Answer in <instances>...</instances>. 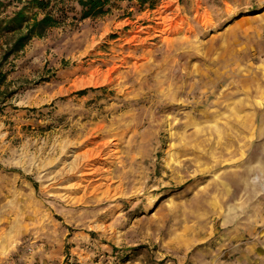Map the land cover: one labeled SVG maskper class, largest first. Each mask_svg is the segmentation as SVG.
<instances>
[{"label": "rangeland", "instance_id": "1", "mask_svg": "<svg viewBox=\"0 0 264 264\" xmlns=\"http://www.w3.org/2000/svg\"><path fill=\"white\" fill-rule=\"evenodd\" d=\"M68 5L3 66L0 264H264V0ZM101 140L118 170L73 191Z\"/></svg>", "mask_w": 264, "mask_h": 264}, {"label": "trees", "instance_id": "2", "mask_svg": "<svg viewBox=\"0 0 264 264\" xmlns=\"http://www.w3.org/2000/svg\"><path fill=\"white\" fill-rule=\"evenodd\" d=\"M112 0H15V10L10 16L5 13L6 4L0 1V36L10 35L11 41L0 49V89L6 85L8 71L3 69L8 59L19 52L34 38L40 39L49 29L61 24L64 16L72 11L69 2L79 7V21L95 19L105 15ZM141 8L154 9L160 0H136ZM87 90L78 92L85 95ZM0 90V114L5 107Z\"/></svg>", "mask_w": 264, "mask_h": 264}, {"label": "bare ground", "instance_id": "3", "mask_svg": "<svg viewBox=\"0 0 264 264\" xmlns=\"http://www.w3.org/2000/svg\"><path fill=\"white\" fill-rule=\"evenodd\" d=\"M163 14L164 12H163V6H162L157 10L156 20L158 21L156 22V25L163 26L167 23L168 17L164 16ZM106 81L107 79L99 77L98 71L96 70L95 72L90 74V76L87 79L79 80V82H77L75 85L76 87H80V88H84L86 86L97 87L105 83ZM121 108H124V105ZM82 133L83 131L79 130L77 133L78 137H80ZM101 137H104L102 133L101 134H89L88 136L84 137L81 141L75 142L74 144H79V147H83V146H86L92 143V140L96 138H101ZM112 143L113 142L111 140H101L93 148L86 149L83 152L76 154L73 157L74 165H71V167H69L68 171L66 172L67 174L64 178L66 182L77 180V182L72 185V188H75L73 189V191H76L77 188L82 185V183L88 180L89 179L88 177L97 175L98 171L97 169H95L96 165H102V166L110 165L112 167V170L108 172L109 175L118 170L116 165L113 163V156L110 154H107V151H106L111 146H114V147L118 146L116 143H113V144ZM112 151H113L112 153L118 152L116 150H112ZM106 155L108 157H105ZM108 160H109V163H108ZM76 174L79 175V178L78 176H76ZM155 204H157V199L153 200V205Z\"/></svg>", "mask_w": 264, "mask_h": 264}]
</instances>
